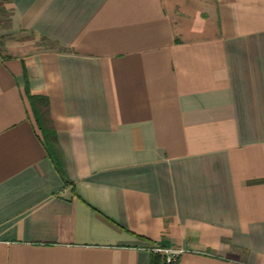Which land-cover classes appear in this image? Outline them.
Masks as SVG:
<instances>
[{
  "label": "crops",
  "instance_id": "crops-1",
  "mask_svg": "<svg viewBox=\"0 0 264 264\" xmlns=\"http://www.w3.org/2000/svg\"><path fill=\"white\" fill-rule=\"evenodd\" d=\"M9 7L0 264H264V0Z\"/></svg>",
  "mask_w": 264,
  "mask_h": 264
},
{
  "label": "rangeland",
  "instance_id": "rangeland-1",
  "mask_svg": "<svg viewBox=\"0 0 264 264\" xmlns=\"http://www.w3.org/2000/svg\"><path fill=\"white\" fill-rule=\"evenodd\" d=\"M10 0H0V53L6 52V44L18 41L20 44L29 43L31 50L44 44L43 38L32 33H15L11 30L12 11L9 7ZM28 44V45H29Z\"/></svg>",
  "mask_w": 264,
  "mask_h": 264
},
{
  "label": "built area",
  "instance_id": "built-area-1",
  "mask_svg": "<svg viewBox=\"0 0 264 264\" xmlns=\"http://www.w3.org/2000/svg\"><path fill=\"white\" fill-rule=\"evenodd\" d=\"M152 250L155 251L156 253H165L166 254V262L167 264H175L177 262V255L178 252L167 249V248H162V247H152Z\"/></svg>",
  "mask_w": 264,
  "mask_h": 264
},
{
  "label": "trees",
  "instance_id": "trees-1",
  "mask_svg": "<svg viewBox=\"0 0 264 264\" xmlns=\"http://www.w3.org/2000/svg\"><path fill=\"white\" fill-rule=\"evenodd\" d=\"M53 152H54V148H52ZM52 152V153H53ZM54 155V153H53ZM55 159L57 160V164L59 165V160L56 158V156L54 155ZM60 167V165H59ZM167 259H163L162 255L160 253H155L154 257H153V264H167L166 262Z\"/></svg>",
  "mask_w": 264,
  "mask_h": 264
}]
</instances>
